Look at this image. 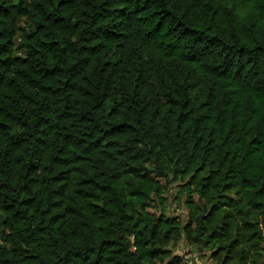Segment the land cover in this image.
I'll list each match as a JSON object with an SVG mask.
<instances>
[{
    "label": "trees",
    "instance_id": "1",
    "mask_svg": "<svg viewBox=\"0 0 264 264\" xmlns=\"http://www.w3.org/2000/svg\"><path fill=\"white\" fill-rule=\"evenodd\" d=\"M181 239L264 264V0H0V264Z\"/></svg>",
    "mask_w": 264,
    "mask_h": 264
},
{
    "label": "rangeland",
    "instance_id": "2",
    "mask_svg": "<svg viewBox=\"0 0 264 264\" xmlns=\"http://www.w3.org/2000/svg\"><path fill=\"white\" fill-rule=\"evenodd\" d=\"M185 199L186 194L180 192L179 183L170 182L163 194L162 202L166 215L177 217L181 223H185L187 218ZM155 205L156 210L159 206L157 201H155ZM170 248L174 254L183 258L185 264H214L210 259L209 251L194 249L184 239H181L175 246H170Z\"/></svg>",
    "mask_w": 264,
    "mask_h": 264
}]
</instances>
